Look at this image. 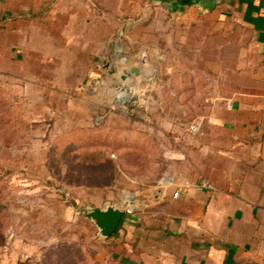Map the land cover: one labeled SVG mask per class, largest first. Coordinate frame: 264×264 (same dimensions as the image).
I'll return each mask as SVG.
<instances>
[{"label":"rangeland","instance_id":"1","mask_svg":"<svg viewBox=\"0 0 264 264\" xmlns=\"http://www.w3.org/2000/svg\"><path fill=\"white\" fill-rule=\"evenodd\" d=\"M31 2L30 50L0 66V264H132L123 225L152 207L167 147L240 78L245 31L169 0ZM126 204L107 238L86 216Z\"/></svg>","mask_w":264,"mask_h":264},{"label":"crops","instance_id":"2","mask_svg":"<svg viewBox=\"0 0 264 264\" xmlns=\"http://www.w3.org/2000/svg\"><path fill=\"white\" fill-rule=\"evenodd\" d=\"M182 5L241 27L248 60L236 66L240 78L231 79L230 92H216L202 105L194 122L198 130H188L180 146L167 147L162 178L151 186L157 194L152 207L123 225L126 259L264 264V0H220L208 10L193 2ZM31 6V0H0V66L4 58L29 52L20 38Z\"/></svg>","mask_w":264,"mask_h":264},{"label":"water","instance_id":"3","mask_svg":"<svg viewBox=\"0 0 264 264\" xmlns=\"http://www.w3.org/2000/svg\"><path fill=\"white\" fill-rule=\"evenodd\" d=\"M219 1L220 0H179L178 5L193 2L200 5L203 10H208ZM129 70L133 74L139 72V69L135 66H131ZM124 215V207H118L116 205H109L104 208L93 207L90 211L86 212V216L91 219L97 227L99 235L104 238L111 236L118 229L119 224L124 219Z\"/></svg>","mask_w":264,"mask_h":264},{"label":"built area","instance_id":"4","mask_svg":"<svg viewBox=\"0 0 264 264\" xmlns=\"http://www.w3.org/2000/svg\"><path fill=\"white\" fill-rule=\"evenodd\" d=\"M189 130L190 131H197L198 130V126L196 125V124H191L190 126H189ZM178 190H176L174 193H173V196L174 197H176L177 195H178ZM124 209H125V214H130L131 212H132V208L128 205V204H126L125 206H124Z\"/></svg>","mask_w":264,"mask_h":264},{"label":"bare ground","instance_id":"5","mask_svg":"<svg viewBox=\"0 0 264 264\" xmlns=\"http://www.w3.org/2000/svg\"><path fill=\"white\" fill-rule=\"evenodd\" d=\"M141 60L145 61L146 59L144 58V56H141Z\"/></svg>","mask_w":264,"mask_h":264},{"label":"trees","instance_id":"6","mask_svg":"<svg viewBox=\"0 0 264 264\" xmlns=\"http://www.w3.org/2000/svg\"><path fill=\"white\" fill-rule=\"evenodd\" d=\"M120 226V225H119Z\"/></svg>","mask_w":264,"mask_h":264}]
</instances>
